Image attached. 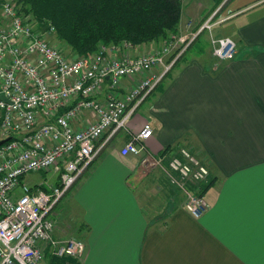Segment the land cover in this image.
<instances>
[{"label":"crops","instance_id":"crops-1","mask_svg":"<svg viewBox=\"0 0 264 264\" xmlns=\"http://www.w3.org/2000/svg\"><path fill=\"white\" fill-rule=\"evenodd\" d=\"M182 3L188 24L226 22L217 36H230L235 53L212 60L200 49L175 63L57 202L54 235L83 239L82 264H264V0ZM145 122V148L163 167L120 153ZM167 145L209 168L198 216L164 171Z\"/></svg>","mask_w":264,"mask_h":264},{"label":"built area","instance_id":"built-area-1","mask_svg":"<svg viewBox=\"0 0 264 264\" xmlns=\"http://www.w3.org/2000/svg\"><path fill=\"white\" fill-rule=\"evenodd\" d=\"M211 18L196 31H179L144 52L122 41L100 44L90 56H71L49 39L53 26L46 24L39 31L25 22L13 0H0V264L81 257L83 239L54 235L57 202L105 142L125 126L197 33L210 29ZM210 43L221 59L235 52L230 36H210ZM80 116H86L83 125L75 123ZM151 131L145 122L129 135L120 153L140 154L142 164L163 167L162 158L145 148ZM51 169L59 179L48 184V190L41 186L44 181L29 184L21 179L28 172ZM164 171L183 194L184 208L200 215L208 204L190 186L206 179L207 164L187 147H179Z\"/></svg>","mask_w":264,"mask_h":264},{"label":"trees","instance_id":"trees-1","mask_svg":"<svg viewBox=\"0 0 264 264\" xmlns=\"http://www.w3.org/2000/svg\"><path fill=\"white\" fill-rule=\"evenodd\" d=\"M13 1L19 14L25 17V22L39 31L46 24L47 28L53 26L49 39L59 43L71 56L93 55L100 44L128 41L135 45H145L169 38L179 32L183 4L182 0ZM201 31L192 40L199 47L194 48L197 53L204 48ZM182 59L185 60L183 55L175 63ZM172 147L173 145H167L159 153L166 157V163ZM208 175L206 179L190 187L203 195V191L213 182V178L208 179ZM21 179L24 180V176ZM58 179L59 176L55 183ZM41 186L48 190L46 185ZM47 260L53 263L67 260L70 264H82L79 259L72 257L51 256Z\"/></svg>","mask_w":264,"mask_h":264},{"label":"rangeland","instance_id":"rangeland-1","mask_svg":"<svg viewBox=\"0 0 264 264\" xmlns=\"http://www.w3.org/2000/svg\"><path fill=\"white\" fill-rule=\"evenodd\" d=\"M199 22H201V21H199ZM211 22H212V26H211L212 28L210 27V29H208V28L205 27L201 31L202 32L201 39L203 41V46H204V48H203V53H204L203 55L204 56L203 57L205 59L223 60V59L217 57L216 55H214V53L212 52V46H211V43H210V36L218 37L217 36V33L218 32L223 33L224 31H226L228 29V26H227L226 22H224V23L223 22H221V23H219V22L218 23H215L214 17L211 18L210 23ZM188 23H189V20L186 17V15L184 14L182 20H180V25H179L180 28H179V31H182L183 33H186V32H188L190 30H195V28H198L199 27V26L197 27V25H195L196 22H191L190 24H188ZM209 32L211 33V35L209 34ZM163 40H161L159 42H151V43H148V44H145V45H140L139 44V45H137V50L139 49L138 50L139 52H144V51H147V50H151L152 48L158 46V44H160ZM191 44H190L191 46L189 45L188 46L189 48L187 50L185 49V51H183V53H182L183 58H185V59L186 58H189L191 55L197 53L195 51V49H194L197 46L196 42L194 41ZM231 57H229V58H231ZM178 59H179V57L176 59V61ZM174 65H175V63L173 64V66ZM173 66L171 67V69L173 68ZM171 69L168 71V73L171 71ZM145 166H147V165H145ZM148 167H151V166L148 165ZM57 176H58V172H56L53 169H51V170H45V171L44 170H39V171H31V172H28L24 176V180H26L30 184L38 183V182H41V181H44V182H49L50 181V183H52L51 181L55 180L57 178ZM70 191L71 190H69L68 193H70ZM65 216H67V215L65 214ZM62 223H63V221H62Z\"/></svg>","mask_w":264,"mask_h":264},{"label":"water","instance_id":"water-1","mask_svg":"<svg viewBox=\"0 0 264 264\" xmlns=\"http://www.w3.org/2000/svg\"><path fill=\"white\" fill-rule=\"evenodd\" d=\"M44 29H45V26H43L42 28H41V31H44ZM2 141H0V143H1Z\"/></svg>","mask_w":264,"mask_h":264}]
</instances>
